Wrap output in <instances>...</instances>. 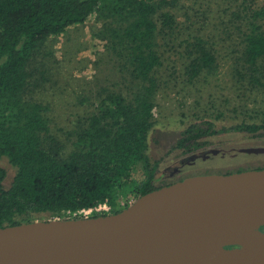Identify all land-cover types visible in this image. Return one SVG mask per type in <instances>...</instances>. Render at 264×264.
<instances>
[{
	"label": "trees",
	"instance_id": "trees-1",
	"mask_svg": "<svg viewBox=\"0 0 264 264\" xmlns=\"http://www.w3.org/2000/svg\"><path fill=\"white\" fill-rule=\"evenodd\" d=\"M177 1L0 0V228L32 223L44 215L80 218L81 212L103 205L117 214L122 199L137 200L162 187L154 185L159 178L148 150L155 126L157 73L163 66L161 41L173 42L179 36L178 19L164 9ZM233 15L243 35L233 72L242 88L255 91L264 87V8L246 0ZM93 16L103 20L101 37L135 89L129 94H99L93 113L69 146L51 133L47 107L29 97L30 69L47 55L50 38ZM183 43L191 78L217 68V48L203 34H190ZM214 126L209 120L192 124L179 147L187 152L200 147L221 131ZM229 130L257 135L264 132V118ZM4 158L16 168L8 188Z\"/></svg>",
	"mask_w": 264,
	"mask_h": 264
},
{
	"label": "rangeland",
	"instance_id": "rangeland-1",
	"mask_svg": "<svg viewBox=\"0 0 264 264\" xmlns=\"http://www.w3.org/2000/svg\"><path fill=\"white\" fill-rule=\"evenodd\" d=\"M250 1L264 8V0ZM244 3L246 0H178L175 7L164 9L178 19L176 35L179 36L173 42L161 41L163 66L157 73L155 126L148 150L150 163L159 178L155 186L196 176L264 169V152H249L264 150V132L252 135L229 130L244 121L259 123L264 118V87L255 91L246 86L242 88L233 72L243 39L236 28L241 22H237L233 12ZM102 30L103 20L93 16L84 25L50 38L47 55L36 60L30 69L29 97L47 107L51 133L69 146L101 95L106 96L107 91L129 94L135 89L128 72L102 39ZM198 33L214 43L218 66L191 78L183 40ZM206 120L221 131L206 138L199 148V153L206 151L209 155L206 160L201 156L190 159L191 152L179 147L182 134L192 124ZM183 161L190 164L183 165ZM1 166L7 171L5 187L8 188L16 168L6 158ZM175 169L179 172L174 177L162 178ZM136 176L140 179L141 172ZM135 202L133 197L122 199L117 209L122 212ZM113 211L111 206L104 205L84 217H93L94 213L113 215ZM47 220L52 219L44 215L37 221Z\"/></svg>",
	"mask_w": 264,
	"mask_h": 264
},
{
	"label": "water",
	"instance_id": "water-1",
	"mask_svg": "<svg viewBox=\"0 0 264 264\" xmlns=\"http://www.w3.org/2000/svg\"><path fill=\"white\" fill-rule=\"evenodd\" d=\"M249 152H264L256 150ZM264 169L196 176L108 216L0 228V264H264Z\"/></svg>",
	"mask_w": 264,
	"mask_h": 264
},
{
	"label": "bare ground",
	"instance_id": "bare-ground-1",
	"mask_svg": "<svg viewBox=\"0 0 264 264\" xmlns=\"http://www.w3.org/2000/svg\"><path fill=\"white\" fill-rule=\"evenodd\" d=\"M199 258V252L186 251L182 252L178 257L170 260L167 264H194L195 260Z\"/></svg>",
	"mask_w": 264,
	"mask_h": 264
},
{
	"label": "flooded vegetation",
	"instance_id": "flooded-vegetation-1",
	"mask_svg": "<svg viewBox=\"0 0 264 264\" xmlns=\"http://www.w3.org/2000/svg\"><path fill=\"white\" fill-rule=\"evenodd\" d=\"M202 145H203V143H202ZM202 145H201V146H202ZM201 146H200V147H201ZM200 147L193 148L194 150L196 149L195 151H193V150L190 151V152H191V153H190V154H191L190 159H195V158L201 156V157L203 158V160H206V157H209V155H206V151H203V153H199V152H198V150H199ZM210 153H212V155H214L213 152H210ZM182 164L185 165V164H190V163H189V161H183ZM178 172H179V170H178V169H175L174 171H172V172L170 173V175H164L162 178H164V179H166V178H172V177H174ZM186 179H187V178H186ZM181 181H182V180H181ZM177 182H179V181H177ZM177 182H174V183H177ZM174 183H170V184H168V185H163L162 187L169 186V185H172V184H174ZM162 187H161V188H162Z\"/></svg>",
	"mask_w": 264,
	"mask_h": 264
},
{
	"label": "built area",
	"instance_id": "built-area-1",
	"mask_svg": "<svg viewBox=\"0 0 264 264\" xmlns=\"http://www.w3.org/2000/svg\"><path fill=\"white\" fill-rule=\"evenodd\" d=\"M103 206H104V205H103ZM100 207H102V206H100ZM100 207H98V208H96V209H94V210L83 211V212H81L80 214H82L83 216H84V215H87V214L90 213L91 211L98 210Z\"/></svg>",
	"mask_w": 264,
	"mask_h": 264
}]
</instances>
